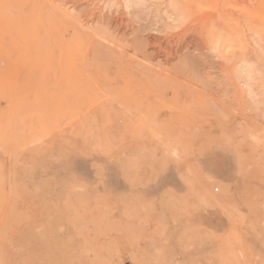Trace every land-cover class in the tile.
Segmentation results:
<instances>
[{"label":"rangeland","instance_id":"obj_1","mask_svg":"<svg viewBox=\"0 0 264 264\" xmlns=\"http://www.w3.org/2000/svg\"><path fill=\"white\" fill-rule=\"evenodd\" d=\"M0 264H264V0H0Z\"/></svg>","mask_w":264,"mask_h":264},{"label":"crops","instance_id":"obj_2","mask_svg":"<svg viewBox=\"0 0 264 264\" xmlns=\"http://www.w3.org/2000/svg\"><path fill=\"white\" fill-rule=\"evenodd\" d=\"M166 187H168V186H173L174 188H176L175 186V183H172V182H170V180H168V182H166V185H165ZM178 188V187H177Z\"/></svg>","mask_w":264,"mask_h":264},{"label":"bare ground","instance_id":"obj_3","mask_svg":"<svg viewBox=\"0 0 264 264\" xmlns=\"http://www.w3.org/2000/svg\"><path fill=\"white\" fill-rule=\"evenodd\" d=\"M34 28H35V27H34ZM30 50H31V49H30ZM21 51H22V50H21ZM217 203H220V204H221V203H222V200H219V199H218V200H217Z\"/></svg>","mask_w":264,"mask_h":264}]
</instances>
